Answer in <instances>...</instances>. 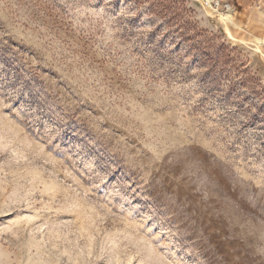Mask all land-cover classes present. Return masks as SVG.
<instances>
[{
	"label": "rangeland",
	"instance_id": "1",
	"mask_svg": "<svg viewBox=\"0 0 264 264\" xmlns=\"http://www.w3.org/2000/svg\"><path fill=\"white\" fill-rule=\"evenodd\" d=\"M211 3L0 0V264H264V0Z\"/></svg>",
	"mask_w": 264,
	"mask_h": 264
},
{
	"label": "built area",
	"instance_id": "2",
	"mask_svg": "<svg viewBox=\"0 0 264 264\" xmlns=\"http://www.w3.org/2000/svg\"><path fill=\"white\" fill-rule=\"evenodd\" d=\"M212 5H210V8L218 13V12H223V13H229L232 11V6L230 3H223V0H211Z\"/></svg>",
	"mask_w": 264,
	"mask_h": 264
},
{
	"label": "bare ground",
	"instance_id": "3",
	"mask_svg": "<svg viewBox=\"0 0 264 264\" xmlns=\"http://www.w3.org/2000/svg\"><path fill=\"white\" fill-rule=\"evenodd\" d=\"M229 17V16H228ZM230 19V18H229ZM226 21V20H225ZM226 24V23H225ZM227 26V25H226ZM228 26H229V24H228Z\"/></svg>",
	"mask_w": 264,
	"mask_h": 264
}]
</instances>
